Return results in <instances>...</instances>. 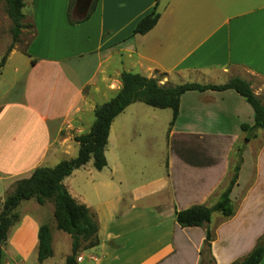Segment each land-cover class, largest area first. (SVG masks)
Here are the masks:
<instances>
[{
	"label": "crops",
	"instance_id": "obj_1",
	"mask_svg": "<svg viewBox=\"0 0 264 264\" xmlns=\"http://www.w3.org/2000/svg\"><path fill=\"white\" fill-rule=\"evenodd\" d=\"M91 2H76L73 18L82 19ZM24 3L27 28L0 68L1 204L37 168L74 159L67 157L79 151L75 136L90 132L96 107L118 94L124 72L159 78L162 86L222 85L239 77L264 102V0H160V19L144 35L134 30L155 0H98L77 25L68 21L71 0ZM11 28L1 0V59L3 46L12 44ZM140 104L113 121L107 167L99 171L91 159L63 181L98 224V245L82 248L78 264H200L207 227L182 228L176 213L218 201L247 138L242 125L255 124L253 108L234 90L185 93L173 126L171 109L152 107L142 115ZM140 116L151 121L139 123ZM249 142L231 194L235 215L216 222L212 216L209 225L213 264L243 260L264 237V129ZM52 206L55 212L53 201L34 199L19 206L3 264L38 260L39 230ZM50 227L54 253L38 264H58L57 248L67 241L72 253L70 235Z\"/></svg>",
	"mask_w": 264,
	"mask_h": 264
},
{
	"label": "trees",
	"instance_id": "obj_2",
	"mask_svg": "<svg viewBox=\"0 0 264 264\" xmlns=\"http://www.w3.org/2000/svg\"><path fill=\"white\" fill-rule=\"evenodd\" d=\"M1 1V0H0ZM5 2L6 13L12 22V44L0 61L4 67L9 54L20 41L24 24V0H2ZM154 9L144 16L137 24L134 34L144 35L151 31L160 19L158 5L155 0ZM79 0H71L68 21L71 25L88 20L96 9L98 0H92L89 11L82 19L73 18V9ZM32 26V25H29ZM122 89L108 102L98 105L95 109V122L90 132L76 136L74 140L79 145L78 155L71 160L61 161L53 168L39 167L31 177L17 182L13 192L7 196L0 209V264H3L4 247L7 243L10 228L20 220L19 206L29 200H36L40 205L53 201L55 205V220L57 229L72 238V253L65 264H78V253L82 248H93L98 245V224L90 214L89 209L78 204L70 195L63 181L75 170L85 166L91 159L94 166L101 171L107 167L105 151L113 121L130 105L140 102L157 109H171L173 126L180 112L181 97L187 92H223L234 90L240 94L253 108L255 113L254 126L242 125V131L247 133V139L256 137V131L264 129V102L259 98L244 79L234 77L222 85L185 83L177 86H162L159 78H147L137 73L124 72L121 75ZM236 163L232 168V176L226 189L218 201L212 206L197 205L176 213V221L182 228L207 227L206 239L201 250L200 264L213 263L212 242L214 234L210 223L214 213H220L229 219L235 215V207L231 198L232 191L239 178L243 163V148H238L234 156ZM52 230L48 224H43L39 230L38 260L45 262L53 256ZM264 259V237H262L252 252L243 260L233 264H260Z\"/></svg>",
	"mask_w": 264,
	"mask_h": 264
},
{
	"label": "rangeland",
	"instance_id": "obj_3",
	"mask_svg": "<svg viewBox=\"0 0 264 264\" xmlns=\"http://www.w3.org/2000/svg\"><path fill=\"white\" fill-rule=\"evenodd\" d=\"M87 1H90V0H87ZM88 5H89V3H88ZM29 39H30V35L29 34H27L26 36H24L23 37V39H22V42L21 43H19L18 45L21 47V48H25V46L27 45V43H28V41H29ZM21 41V40H20ZM19 41V42H20ZM9 48V43L7 44V45H4L3 46V53H6V51H7V49ZM1 59V58H0ZM101 100H105V99H101ZM263 101V100H262ZM141 105V107L143 108L142 109V112H144V114H142V115H148V113L147 112H151V111H154L153 110V108L152 107H149V106H147V105H145V104H140ZM165 113H167V114H169L170 115V111L169 110H167V112H165ZM151 119V117L150 116H140V118H139V123H143V124H146V125H148V123H149V120ZM91 120H92V122H94L95 121V115H92V117H91ZM151 121V120H150ZM150 127H147V128H143V129H149ZM76 137V136H75ZM251 142V141H250ZM250 142H249V139H247V138H245V139H242V141H240V144H239V146H238V148H245V147H247V146H250ZM147 143V142H146ZM255 145V144H254ZM254 145L253 146H251V147H253L254 148ZM253 148H252V151H255L256 152V149L255 150H253ZM78 155V151H76V153L74 154V155H72V156H69V157H67L68 159H71V158H75L76 156ZM148 161V159L147 158H142V159H140V162H138L139 164H143V163H145V162H147ZM91 163L93 164V161H91ZM234 163H236V160L234 161ZM235 165V164H234ZM249 165H251L250 163H249ZM244 184H246L245 183V181L242 183V186H244ZM241 193V190L239 189L238 191H237V194H240ZM236 198V196L234 197V202L236 203V207L238 208L239 207V205H240V201H239V199H235ZM3 204V203H2ZM1 203H0V206L2 205ZM2 207H0V209H1ZM52 211H50V209L49 208H46V212H48V215L46 216V218H45V220H44V224H48L49 226H55L56 224V222H55V216H54V207L52 206V209H51ZM220 217H222V215L220 214V213H215L214 215H213V219H214V221L216 222V220H218ZM57 231H59V230H57ZM57 233V232H56ZM65 235V234H64ZM11 250L13 251V249L11 248ZM70 254L71 253V241H67V243L64 245L63 244V246H61V247H58L57 248V255L55 256V258L53 259V261L54 262H57L58 264H61V256H63L64 254ZM38 256V255H37ZM32 259H31V261H30V263L31 264H38L37 263V261H39V260H37V257L34 259L33 257H31ZM51 262L52 261H50L49 262V264H51ZM207 264H213V263H207Z\"/></svg>",
	"mask_w": 264,
	"mask_h": 264
}]
</instances>
